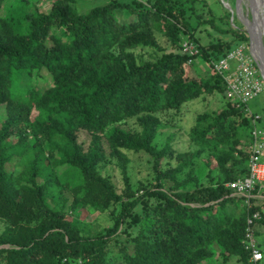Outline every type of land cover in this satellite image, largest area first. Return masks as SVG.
Segmentation results:
<instances>
[{
	"label": "trees",
	"instance_id": "1",
	"mask_svg": "<svg viewBox=\"0 0 264 264\" xmlns=\"http://www.w3.org/2000/svg\"><path fill=\"white\" fill-rule=\"evenodd\" d=\"M201 2L109 0L87 12L75 0H54L47 10L29 0L6 6L0 15V264H218L215 245L225 259L236 255L239 264H251L247 217L261 208L226 183L249 172L255 114L227 100L197 115L190 130L196 148L155 143L163 113L207 93L225 95L213 63L249 44L229 10L223 28L211 9L207 18L198 12ZM205 24L217 34L203 42L197 34ZM160 34L172 49L162 46ZM184 36L197 53L183 51ZM144 47L158 52H136ZM197 57L209 63L208 75L190 72ZM39 79L46 87L37 86ZM130 119L136 127L124 129ZM257 120L263 124L264 116ZM127 151L150 156L153 181L134 186ZM110 164L120 168V190L104 172ZM90 207L110 211L112 222L93 230L81 218Z\"/></svg>",
	"mask_w": 264,
	"mask_h": 264
},
{
	"label": "rangeland",
	"instance_id": "2",
	"mask_svg": "<svg viewBox=\"0 0 264 264\" xmlns=\"http://www.w3.org/2000/svg\"><path fill=\"white\" fill-rule=\"evenodd\" d=\"M13 0H4L0 5V15H4L6 13V6L10 5V3ZM30 5L34 7H38L40 10H47L52 2L54 0H29ZM109 0H75V6L79 12H87L90 8H92L95 5H99L102 3H106ZM256 1V0H255ZM236 4L238 6V13L241 17V19L245 23V19L247 18V21L249 26L252 28L256 27L258 22V15L256 22L252 23L250 20L253 19L254 16V10L250 9L247 2L244 0H205V2L197 3V10L200 14H202L205 18L209 17L210 14L209 10L211 9L213 11V15L216 18V23L220 24L223 28L229 27V22L227 18H222L225 15L226 9L230 11V22L234 20V18L241 23V27L246 30L245 25L243 22L239 19L237 11H236ZM238 26V25H237ZM247 31V30H246ZM211 35H209L210 33ZM216 31L213 30L210 24L202 25L199 28L198 36L201 38L203 42L208 41L209 36L215 37ZM226 38H231L232 35L226 34L224 35ZM159 41L162 44L166 50L172 49L171 43L167 40V38L163 35H159ZM185 42H189L188 38L186 36L183 37L182 41V49L184 52H191V47L189 49L185 50ZM246 44L247 48L250 47L249 44ZM136 52L140 55H143L145 57H148L149 54L155 53L156 49L144 47V48H137ZM158 52V51H157ZM156 52V53H157ZM258 72L261 73L259 66L257 65ZM190 72L195 74H203L208 75L209 74V63L202 60L200 57H197L195 59V63L190 67ZM45 75L46 73L43 72ZM262 75V74H261ZM263 77V76H262ZM264 79V78H263ZM23 83V80L21 78H18L15 80V84H18L21 86ZM48 81L39 79L37 86L38 87H46ZM264 83V80H263ZM230 100L227 95L221 94V92H213V93H207L204 97L200 96L198 98L192 99L185 104L182 105L180 110L176 111H170L169 113H163L161 115L163 126L160 128V132L155 139V143L158 146H164L167 142L171 143V146L176 151H185L192 148H196L197 146L191 141L190 137V130L191 128L197 123V115L204 112V111H214L218 110L222 107L224 104V101ZM248 107V112L255 115H263L264 116V90L255 98L250 100ZM4 107L0 106V116L2 115ZM258 119V118H257ZM264 130V123H259L258 120L256 122L253 121V124H255ZM136 127L135 120L130 119L125 125H123L124 129L130 130ZM80 137L84 140L88 139V135L85 132L80 133ZM251 145V144H250ZM128 156L130 157V162L128 164V170L130 173L131 182L134 184L135 187H139L142 182H148L147 179L151 178V181H153V160L150 158V156L144 152H134V151H127ZM207 155L204 154L203 157L199 158L197 163L198 166H201L204 161L206 160ZM212 166H215V161ZM216 169V168H215ZM105 173H108L111 175L112 179L116 183V186L120 190L122 187V181H121V172L120 168L116 164H110L107 165L105 170ZM202 180H206V178H202ZM141 189V188H140ZM142 190L139 191L141 193ZM257 194L259 195L260 199H256L255 202H252L253 205H258L261 209L256 210L259 212V214L262 217V212H264V184L260 187H258ZM154 199H151V201ZM135 210L138 213H142V205L139 204ZM112 214L110 211H99L95 210L92 207L89 209L85 208L81 210V218L87 222H89L92 225L93 230L101 229L104 226H108L112 222L111 218ZM260 217V218H261ZM259 218V219H260ZM253 229L255 232V236L257 239V242L261 243L259 244V248L264 253V223H255L253 225ZM257 230V233H256ZM216 254L212 257V259H216L217 263H223V264H239L237 260V256H231L228 259H225L220 251L219 247L215 245ZM201 264H208V261L202 262ZM259 264H264V258L260 261Z\"/></svg>",
	"mask_w": 264,
	"mask_h": 264
},
{
	"label": "built area",
	"instance_id": "3",
	"mask_svg": "<svg viewBox=\"0 0 264 264\" xmlns=\"http://www.w3.org/2000/svg\"><path fill=\"white\" fill-rule=\"evenodd\" d=\"M191 47V54L197 53L196 44L185 42V50ZM187 51V50H186ZM225 80V94L230 100L248 106L250 100L258 96L264 90L263 77L257 69V59L254 47L246 46L244 43L238 44L225 56L213 63ZM248 109V107H247ZM259 115H255L256 122ZM252 143L250 145L249 172L248 174L227 181L226 185L234 190V194L247 197V202L251 203L260 199L256 187L264 184V130L256 124L252 129ZM261 215L255 211L247 217V226L244 236V244L250 251L249 261L251 264H259L264 258L263 251L258 247L257 239L253 229L256 219Z\"/></svg>",
	"mask_w": 264,
	"mask_h": 264
},
{
	"label": "bare ground",
	"instance_id": "4",
	"mask_svg": "<svg viewBox=\"0 0 264 264\" xmlns=\"http://www.w3.org/2000/svg\"><path fill=\"white\" fill-rule=\"evenodd\" d=\"M247 2L250 9L254 10L253 19L250 20L252 23L256 22L257 15H258V22L256 27L252 28L247 23V18L245 19V24L249 28L252 38H253V46H254V53L257 56L259 53V31L260 29H264V0H244Z\"/></svg>",
	"mask_w": 264,
	"mask_h": 264
},
{
	"label": "water",
	"instance_id": "5",
	"mask_svg": "<svg viewBox=\"0 0 264 264\" xmlns=\"http://www.w3.org/2000/svg\"><path fill=\"white\" fill-rule=\"evenodd\" d=\"M236 11H237L239 19L243 22V24L245 25V28H246V30L248 32L250 45H251V47H254L253 46L252 34H251L249 28L247 27V25L244 23V21L241 19L240 15H239L237 4H236ZM258 39H259V53L256 56V59H257L258 66H259V69L261 71V74H262V76L264 78V29L263 30L260 29Z\"/></svg>",
	"mask_w": 264,
	"mask_h": 264
},
{
	"label": "crops",
	"instance_id": "6",
	"mask_svg": "<svg viewBox=\"0 0 264 264\" xmlns=\"http://www.w3.org/2000/svg\"><path fill=\"white\" fill-rule=\"evenodd\" d=\"M263 160H264V158H263Z\"/></svg>",
	"mask_w": 264,
	"mask_h": 264
}]
</instances>
